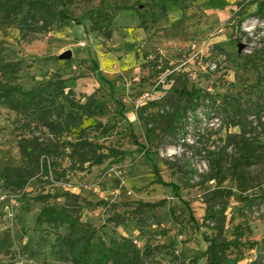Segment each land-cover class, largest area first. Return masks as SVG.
I'll return each mask as SVG.
<instances>
[{
  "label": "rangeland",
  "instance_id": "374dc122",
  "mask_svg": "<svg viewBox=\"0 0 264 264\" xmlns=\"http://www.w3.org/2000/svg\"><path fill=\"white\" fill-rule=\"evenodd\" d=\"M259 1L75 0L74 5L67 8L74 21L49 19L35 26L34 31L20 29L18 20L8 26L0 18V62H19L18 83L29 90L59 74L67 80V86L77 100L85 103L88 98H93L101 106L96 117L84 122L83 128L89 138L128 152L120 162L109 161L86 172L72 169L68 158L57 160V174L65 173L64 180H69L73 186H82L79 192L86 203L82 220L96 227L100 237L108 240L113 236H126L137 238L142 246L147 242L153 246L164 245L156 256L160 264L207 263L206 258L201 257L208 247L204 238L213 236L215 231L211 222L203 225V218L207 200L217 188V182L206 181L210 171L206 152L224 148L229 136L241 132L238 127H229L224 122L225 115L218 113L223 109L233 112L231 98H239L245 109L252 103L261 102L263 97L257 78L259 71L264 73V16H254ZM134 3L140 7L139 12H117L114 22L115 27L127 31L125 45L117 36L118 48L111 41L90 32V11L100 7L112 10L115 6ZM142 22L146 37L132 42V30ZM68 51L72 52V58L60 60L59 56ZM196 51L203 57L191 62L189 68L182 69L183 57ZM157 57L160 66L168 64L167 73L157 74L160 68L152 66ZM250 57L256 66L246 63ZM214 62H217V68ZM182 70L197 72L198 77L187 80L189 90H201L211 98L203 100L193 117L189 114L185 133L174 141L167 139L165 142L169 143L148 156L131 143L129 124H132L138 141L143 142V127L134 115L135 102L145 92L160 86L162 90L153 92L152 100L159 105H185V101L174 93L181 84L179 78H185L181 77ZM171 72L172 77L166 78V74ZM105 80L112 84L114 93ZM116 102L124 104L126 111L123 114ZM18 119L13 112L0 107V167L24 166L17 145L20 133L15 131ZM248 120L252 121L253 117ZM99 122L116 126V129L103 134V128L98 127ZM36 135L44 136L40 132ZM249 136H257L261 142L264 141L260 130L251 131ZM73 138L76 137L69 139ZM234 150L232 146L227 149L225 167L229 165L228 155ZM261 157L264 158V147ZM262 161L249 172V194L261 190L264 193V159ZM166 162L173 164L174 169ZM154 165L159 167L166 182L181 186V198L190 203L200 228L188 225L185 234L175 239L177 229L170 218V208L177 215L181 214L184 222L188 220V214L186 212L183 217V207L169 188L152 184ZM178 167L183 171L190 167L196 172L190 182L194 187L184 185L186 180ZM52 177L56 178L55 173ZM238 187V182L230 178L221 188L232 189L237 194ZM56 190L50 178H42L41 174L26 188V198L9 195L7 190L0 188V242L9 236L13 244L0 253L1 264L12 263L10 254L6 253L8 250L24 252L22 259L18 260L20 264H70L57 240L65 231L46 225L38 227L35 223L42 204L32 201V198L40 193L53 194ZM162 199L168 203L153 213H147L148 225L142 229H133L131 225L118 227L110 221L115 216L133 211L138 202ZM102 201L105 205L98 206ZM239 208L240 204L235 199L229 201L225 238H231L233 224L243 222ZM247 218L253 230L251 240H261L264 237V202L257 205ZM170 239L176 240L173 246L168 244ZM229 257L235 259L236 255L230 254ZM244 258L237 264L251 263L256 252L247 250Z\"/></svg>",
  "mask_w": 264,
  "mask_h": 264
},
{
  "label": "trees",
  "instance_id": "16d2710c",
  "mask_svg": "<svg viewBox=\"0 0 264 264\" xmlns=\"http://www.w3.org/2000/svg\"><path fill=\"white\" fill-rule=\"evenodd\" d=\"M125 2L128 0H124ZM191 2L196 0H189ZM75 0H0V18L6 25H12L19 21L22 30L34 31L35 26L49 19L60 22L74 21L69 15L67 8L74 5ZM138 4L115 6L112 10L100 7L88 13L90 22V32L97 33L107 41H111L115 29V19L117 12L134 11L139 12ZM165 9V7L163 8ZM255 17L264 16V0L257 3ZM240 24V23H239ZM140 27L145 31V26ZM194 53L184 56L181 67L189 68L188 61ZM221 58V57H220ZM222 61L221 59L219 60ZM226 64V60L224 61ZM217 68V62H214ZM247 64L256 66L252 58H248ZM160 66L159 57L152 66L159 67L158 75L167 73V67ZM183 74L179 78L181 84L174 93L180 100L185 101V105L169 103L159 105L152 100L155 91H161V87L145 92L136 102L134 115L136 121L143 127V142H139L132 127L128 125L131 143L141 150L142 153L150 155L156 152L161 146L173 141L180 134L186 132L189 114L194 116L200 109L203 100L211 98L208 93L198 89L189 90L187 80L198 77L197 72L182 70ZM175 71H173L174 73ZM20 64L19 62H0V107L8 109L16 114L19 119L15 131L20 133L18 140V150L24 166H3L0 167V188L8 191L9 195H17L19 198H26V188L41 174L42 178H50V183L57 189L52 193H40L32 201L42 204L36 217V226H48L53 229H63L64 234L57 237L61 244V249L66 252L70 264H160L156 256L164 245L153 246L147 242L143 246L137 238L126 236L110 237L108 240L98 235V229L88 222L82 220V215L86 208V203L79 193H73L66 189V186H73L69 180H64L65 173L57 174L55 167L57 160L61 157L68 158L72 169L79 172H86L93 167H99L106 162H120L128 152L120 148L104 146L89 138L86 129L83 128L86 120H91L101 111V106L96 99L88 98L85 103L80 102L74 92L67 86L65 80L59 74H55L47 81L35 85L26 90L19 83ZM172 72L166 74V78L172 77ZM106 81V80H105ZM114 93V88L109 81H106ZM145 82V80H144ZM257 84L263 89L261 102L250 104L243 108L239 98H231L233 112L221 109L218 114L225 115L224 122L229 127H238L240 134L229 136L224 148L218 151L206 152L209 162V173L207 182H217V188L212 192L207 200V209L203 218V225L211 222L215 234L210 237L205 236L208 244L206 251L201 257L206 258V264H237L243 261L244 253L247 250L255 251L256 258L249 264H264V237L259 240H251L253 230L247 218L248 214L260 203L264 202V193L261 191L248 193L249 172L256 165L262 163L261 151L264 141L261 142L257 136H249L257 130L264 134V73L258 72ZM203 94V95H201ZM146 96V97H145ZM142 103L139 105V102ZM123 114L126 109L124 104L116 102ZM216 110V109H215ZM210 117V113H208ZM253 117L249 121V117ZM99 128H103V134L116 129L113 125H103L98 123ZM37 132L44 134L42 137L36 135ZM75 136L76 138L69 139ZM65 137H69L66 140ZM232 146L234 153L228 155L229 165H224V155L227 149ZM171 169L174 165L165 163ZM177 167V166H176ZM182 177L186 180L184 185L188 188L194 187L190 182L196 175L192 168L183 171L182 167L177 168ZM55 173L56 178L52 175ZM153 185L169 188L172 195L182 205L183 217L188 214V220L177 215L173 208H170L169 215L174 227L177 229L176 238L182 237L187 231L188 225L200 228L190 203L181 198V186L176 183H168L161 175L157 165L153 166ZM235 180L239 184L238 193L232 189L221 188L228 179ZM235 199L240 204L239 216L243 222L231 226V238H225L226 231V211L229 201ZM211 202H213L211 204ZM168 203L166 199L158 202H138L137 207L131 212H125L121 216H115L110 221L116 226L131 225L134 229L146 227L148 222L145 218L147 213H153L159 208L165 207ZM105 202H100L98 206ZM217 205L219 208L217 209ZM233 221V219H231ZM175 239L169 240V245L176 243ZM9 236L0 242V253L6 247H12ZM10 264H20L24 252H10ZM230 254H235V259H230ZM174 259V258H173ZM178 260V258L176 257ZM195 261H198L197 259ZM1 264V263H0Z\"/></svg>",
  "mask_w": 264,
  "mask_h": 264
},
{
  "label": "crops",
  "instance_id": "0c3cea01",
  "mask_svg": "<svg viewBox=\"0 0 264 264\" xmlns=\"http://www.w3.org/2000/svg\"><path fill=\"white\" fill-rule=\"evenodd\" d=\"M115 31H117V32H115ZM126 33H127L126 30H122L120 27L119 28L115 27L114 32H113V37L111 39L112 45H114L117 48L119 46V44H117L116 43L117 41L115 40L116 36L119 38L121 43L125 45L124 38L126 37ZM131 35L133 37L132 38V42H134V41L139 42L140 40L144 39V37H146L145 31L139 26V24L134 27V30H132V34Z\"/></svg>",
  "mask_w": 264,
  "mask_h": 264
},
{
  "label": "built area",
  "instance_id": "2783aa9c",
  "mask_svg": "<svg viewBox=\"0 0 264 264\" xmlns=\"http://www.w3.org/2000/svg\"><path fill=\"white\" fill-rule=\"evenodd\" d=\"M200 55V56H199ZM202 54H200L198 51H196L193 55V57L188 61V63H191V62H194V60H198L199 57H203V55L201 56ZM216 67V66H215ZM146 97V96H145ZM142 103V100L139 102V105ZM66 189L67 190H70L72 191L73 193H79L80 191V188L78 187H72L70 185L66 186Z\"/></svg>",
  "mask_w": 264,
  "mask_h": 264
},
{
  "label": "water",
  "instance_id": "95a60500",
  "mask_svg": "<svg viewBox=\"0 0 264 264\" xmlns=\"http://www.w3.org/2000/svg\"><path fill=\"white\" fill-rule=\"evenodd\" d=\"M240 49H243V47L240 46ZM59 58L60 60L69 61L72 58V52L71 51L65 52L62 55H60Z\"/></svg>",
  "mask_w": 264,
  "mask_h": 264
}]
</instances>
